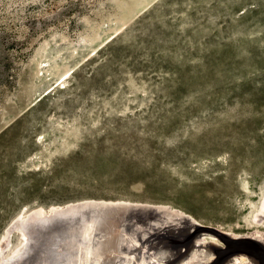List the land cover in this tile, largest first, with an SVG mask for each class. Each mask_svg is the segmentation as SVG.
I'll use <instances>...</instances> for the list:
<instances>
[{
  "label": "rangeland",
  "instance_id": "rangeland-1",
  "mask_svg": "<svg viewBox=\"0 0 264 264\" xmlns=\"http://www.w3.org/2000/svg\"><path fill=\"white\" fill-rule=\"evenodd\" d=\"M263 196L264 0H0V240L25 209L122 200L221 232L143 227L137 264H214L224 234L264 245Z\"/></svg>",
  "mask_w": 264,
  "mask_h": 264
},
{
  "label": "bare ground",
  "instance_id": "bare-ground-1",
  "mask_svg": "<svg viewBox=\"0 0 264 264\" xmlns=\"http://www.w3.org/2000/svg\"><path fill=\"white\" fill-rule=\"evenodd\" d=\"M91 204L138 205L144 207L145 212L152 207L151 209L156 211L157 216L154 217V215L153 218L141 217V220L138 219L140 223L137 221L139 224L133 227L119 225L114 230L112 228L103 229L99 225L105 224L104 226L108 227V214L104 218L100 217L97 224L95 221L89 222V219L86 218L89 215L92 216V214L88 213V215H85V213L79 212V208ZM256 214L264 219V196L259 204V209L254 211V215ZM143 215L146 216L145 214ZM170 218L187 223L184 227V232L188 233L191 231L190 235L193 238L202 236L197 235L199 231H207L221 236V232L214 228L205 226L194 228L192 225L196 220L170 206L131 203L122 200L86 199L69 203L65 206H53L49 211L38 207L32 211L22 210L5 229L0 240V258L6 254L9 245L7 241H9V238L14 233L20 236L21 244L11 253L10 257L4 258L0 264H30V260L32 261L42 252L41 250L44 246H48V249L51 247V249H47L48 253L46 251L49 256L41 254L42 256L37 261H34L33 264H137L133 256L131 257L124 253L125 250L127 251L130 248V238L138 235L143 239V235H141L143 227H156L157 222ZM101 219L102 222H100ZM192 232L194 234H191ZM257 236L259 237V235H256V237L246 236L243 239H233L229 238V234H224V238H227L228 244L234 242L237 243V247H231L234 250L229 248L225 250H223L224 248L218 249L219 257L214 264H227V259L228 261L229 259H233L230 264H260L258 262L264 264V245ZM55 237L56 239L53 241ZM171 242L168 243L169 245L164 246L162 259H160L161 262L173 263L177 262V260L179 261L181 258L183 259L181 255L183 249H181L180 245L170 247L171 244H176L177 240ZM147 243L149 241L145 242L148 247L153 246ZM157 244L159 245L160 243ZM198 244L201 246L203 242H199ZM147 256L149 257L150 255L145 253L144 257ZM189 256L192 261L197 262L196 264H208L205 252L202 254L196 250ZM251 256L256 257L260 261ZM182 259L179 263L182 262Z\"/></svg>",
  "mask_w": 264,
  "mask_h": 264
},
{
  "label": "water",
  "instance_id": "water-1",
  "mask_svg": "<svg viewBox=\"0 0 264 264\" xmlns=\"http://www.w3.org/2000/svg\"><path fill=\"white\" fill-rule=\"evenodd\" d=\"M79 209V212L85 213V215H88V213L92 214V216L89 215L86 218L89 219V222L95 221L97 224L99 223L98 220L100 217L104 218V216L108 214V227L104 226L105 224L99 225L103 229L112 228L114 230L119 227V225L128 226L131 221L140 219L141 217L152 218V215L148 211L145 212V210L138 205L91 204ZM100 222H102V219Z\"/></svg>",
  "mask_w": 264,
  "mask_h": 264
}]
</instances>
